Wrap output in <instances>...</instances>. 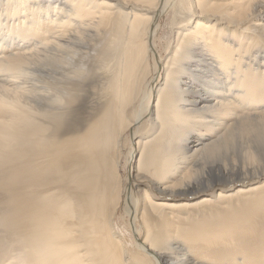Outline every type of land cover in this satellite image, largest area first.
I'll return each instance as SVG.
<instances>
[{
  "label": "bare ground",
  "instance_id": "6f19581e",
  "mask_svg": "<svg viewBox=\"0 0 264 264\" xmlns=\"http://www.w3.org/2000/svg\"><path fill=\"white\" fill-rule=\"evenodd\" d=\"M258 125L264 0H0L5 264H264Z\"/></svg>",
  "mask_w": 264,
  "mask_h": 264
},
{
  "label": "rangeland",
  "instance_id": "374dc122",
  "mask_svg": "<svg viewBox=\"0 0 264 264\" xmlns=\"http://www.w3.org/2000/svg\"><path fill=\"white\" fill-rule=\"evenodd\" d=\"M20 1L25 3L26 0H20ZM28 5H30V4H28ZM204 10L205 9L203 8V6H199V11L202 12ZM165 18H163L161 20V22H160L161 29L159 31V34L157 35V37L154 40L155 47L157 48V50L159 51L160 54H162L163 50L165 49L166 39L168 37V29H169L170 17L168 16L166 19ZM194 25H196V24L194 23ZM197 25H205V22L204 21H198ZM236 44H238V43H236ZM261 128H262V126H259V125L257 127H255V128L253 127V129H254L253 135L252 136H247V137L251 138V140H252V137H253V140H252L253 143H252V147H251L253 149H251L249 151L253 153L252 154V156H253L252 159H254L255 161L264 160V149H263L264 148V133H263L264 131L262 132ZM261 134H262V138H261ZM178 137H182V134H181V136L179 135ZM244 138H246V137H244ZM238 141H243L244 142V139L238 140ZM125 146H128V145H125ZM247 146L248 145H242V143L241 144L237 143L234 146H232V148L230 150L222 151L220 154H218L214 158L217 161H222L223 160L225 163L237 162V164L241 166L242 163L245 160H247V159H245L247 157L243 156L248 151ZM125 149H126V147H125ZM122 153H124V154L121 155V158L123 157V159H122V163L120 165L121 167L119 169L120 170L119 173L121 175L120 183L124 184V180H125L124 178H125L126 171L123 169V165L122 164H124V157H125L126 154L123 151H122ZM134 169H135V165H134L133 170ZM133 174H134V172H133ZM133 174L131 176H133ZM216 174H218V172H214V173L211 174V178H210L211 181L215 180L214 175H216ZM2 177H3V174L1 173L0 174V178H2ZM1 183H2V181L0 179V186H1ZM11 198H12V194H10L8 191L0 190V264H5L7 260H8V262H13L14 259H12V258H15V256H14L15 254H13L12 251L14 249L20 247V245H18V243H16L17 241L13 237L14 236L13 235L14 232L11 231L12 229L10 227V223H11L13 217H14L13 210H12V205H11ZM256 218H255V220H256V222L258 221V223H256L255 231L258 232V231L262 230V227H264V220H263L262 215L258 216ZM113 222H114V227L116 229L118 228L117 230H119L122 234H124V237L126 236L125 238L127 239V241H129V242L131 241V243H132V238L129 235L130 230H129V227H127L128 226V218H127L122 206H120V205H118V209L116 210ZM259 223H261V224H259ZM9 234H10V236H9ZM251 244H252V246H254V242L252 240H244V241L241 242V244H239L238 249H235V251L237 253H239L241 251V249L246 247V245L249 247ZM239 248H240V250H239ZM7 255L9 257V258L7 257L8 259L6 258ZM139 260H141L142 263H145L143 259L139 258Z\"/></svg>",
  "mask_w": 264,
  "mask_h": 264
}]
</instances>
